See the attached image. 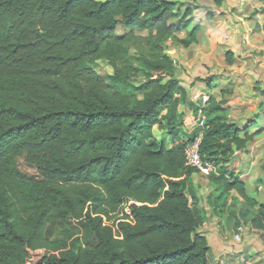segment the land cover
I'll return each mask as SVG.
<instances>
[{"label":"trees","instance_id":"obj_1","mask_svg":"<svg viewBox=\"0 0 264 264\" xmlns=\"http://www.w3.org/2000/svg\"><path fill=\"white\" fill-rule=\"evenodd\" d=\"M189 1L0 0V264H206L184 165L196 130L181 129L187 93L165 45ZM199 110L208 178L245 198L225 165L249 124L222 102ZM69 219L86 244L47 243V225Z\"/></svg>","mask_w":264,"mask_h":264},{"label":"crops","instance_id":"obj_2","mask_svg":"<svg viewBox=\"0 0 264 264\" xmlns=\"http://www.w3.org/2000/svg\"><path fill=\"white\" fill-rule=\"evenodd\" d=\"M198 1L208 10L196 9L187 28L165 42L190 102L180 106L181 129L190 132L184 124H189L194 108L223 101L227 120L239 129L249 124L252 137L225 165L243 182L245 198L224 191L198 171L189 176L187 194L201 216L198 231L208 244L206 264H264V0H222L219 5ZM194 26L193 39L188 40Z\"/></svg>","mask_w":264,"mask_h":264},{"label":"rangeland","instance_id":"obj_3","mask_svg":"<svg viewBox=\"0 0 264 264\" xmlns=\"http://www.w3.org/2000/svg\"><path fill=\"white\" fill-rule=\"evenodd\" d=\"M191 4L196 6V9L199 12H204L208 10V6H200L199 1L198 0H193V1H189ZM185 3H188V1H185ZM194 9L193 12H196ZM197 11V12H198ZM210 11H208L207 14H209ZM197 14V13H196ZM189 28H192V26H190ZM135 52L134 49H131L130 53L133 54ZM217 56V55H216ZM99 74L101 75H105V74H111L112 73V69L110 67V65L108 64L107 60L105 59H97L95 62H92L90 64ZM208 79V77L205 78V81ZM141 80V79H139ZM209 90V89H208ZM188 97L186 95L185 100H187ZM188 102V100H187ZM223 102V101H220ZM190 102H188V104H184V105H180V106H184L182 108H185V106H190L189 105ZM179 106V109L181 108ZM196 106V105H195ZM201 116H203L202 114H199ZM198 112H196L193 115L190 116V122L188 125L184 124V128L185 130H189L190 132H192L193 130H196V124H197V119H198ZM184 121V118H183ZM183 125V123H182ZM155 133H157L155 131ZM186 133V132H185ZM188 134V133H186ZM164 136H166L165 133H163ZM78 238V242L82 245L86 244V241L90 239V237H88L86 235V233L84 232V230L79 226L78 222L72 219L69 220H62V221H57V222H51L47 225L46 230L44 232V239L46 240L47 243L51 242V241H56L62 244H67V245H71V243L75 242V239Z\"/></svg>","mask_w":264,"mask_h":264},{"label":"built area","instance_id":"obj_4","mask_svg":"<svg viewBox=\"0 0 264 264\" xmlns=\"http://www.w3.org/2000/svg\"><path fill=\"white\" fill-rule=\"evenodd\" d=\"M203 125H204V117L199 115L196 124V135L192 138V140L187 142V144L184 147V165L187 168L208 175L209 173H215L216 168L212 163L204 161L199 153V145L202 138ZM241 231H242V227L239 226L237 228V233L235 234V240L237 241L240 240Z\"/></svg>","mask_w":264,"mask_h":264}]
</instances>
